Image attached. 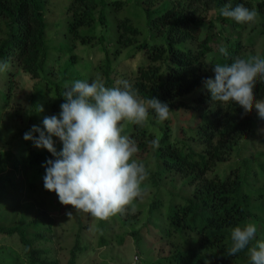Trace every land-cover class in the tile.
<instances>
[{"label": "trees", "instance_id": "16d2710c", "mask_svg": "<svg viewBox=\"0 0 264 264\" xmlns=\"http://www.w3.org/2000/svg\"><path fill=\"white\" fill-rule=\"evenodd\" d=\"M48 3L49 0H0V60H12L18 69L36 78L45 70L50 54ZM227 3L232 7L243 3L260 13L256 23L260 29L248 42H244L242 33L246 26L255 28L256 24L237 23L220 15ZM212 9L225 29L212 31V19L207 23ZM67 13L70 19L66 40L57 50L67 52L78 43L98 45L103 56L95 67L106 87H115L118 80L126 79L141 99L153 96L167 102L171 113H180L179 120L187 112V117L176 123L172 116L160 122L152 111L144 127L130 122L124 127L122 134L134 138L139 148L134 159L144 163L149 172L141 185L142 194L157 188L158 192L149 205L140 203L139 197L134 200L129 206L135 207L134 213L97 220L99 245L110 244V231L117 218L128 224L147 211L146 225L163 215L166 227L162 235L172 242L167 255L147 264H250L247 249L228 256L226 248L231 245L232 228L247 223H255L256 239L264 240V150L257 149L252 157L244 153L249 140L255 142L261 119L255 109L242 115L238 104L222 106L212 102L210 93L203 89V80L214 78L212 64H230L236 56H256L247 53V47L259 35L263 38L259 56L264 58V0H71ZM229 26L235 36L227 31ZM221 46L227 48L228 57L219 53ZM137 55L139 60L133 61L129 72L119 69V61L132 62ZM77 79L94 80L91 76ZM72 80L66 75L59 82L49 81L56 97L53 109L64 102V85H70ZM196 88L200 90L192 99L185 98ZM255 94L264 99V84L256 85ZM157 137L160 147L153 149L151 141ZM30 149L17 153L0 148V233L17 234L24 249L21 252L13 246H0V264H61L51 248L41 245L48 240L42 230L50 229L54 223L46 211L48 199L56 195L44 188L42 165L55 157L47 150ZM236 150H242L241 154L234 156ZM227 161L230 165L222 174L218 166ZM29 170L36 172L35 178L41 177L38 185L16 179V171ZM181 179L192 189L183 194L177 191L179 195L169 200L165 212L161 194L163 188L166 190L164 181L177 188ZM156 211L159 214L155 215ZM91 219L90 214L85 219L83 215L66 264H79L80 255L88 249L82 244L81 231L89 229ZM132 229L130 234L137 236L140 252L146 245L142 228ZM126 235L117 236L118 241L123 243Z\"/></svg>", "mask_w": 264, "mask_h": 264}, {"label": "clouds", "instance_id": "9594fccd", "mask_svg": "<svg viewBox=\"0 0 264 264\" xmlns=\"http://www.w3.org/2000/svg\"><path fill=\"white\" fill-rule=\"evenodd\" d=\"M220 15L237 23L256 24L260 13L243 3H230L220 9ZM219 53L228 57L221 46ZM10 65L0 60V73ZM213 77L203 80V89L211 101L220 105L238 104L246 115L256 110L264 119V99H258L255 87L264 84V58L236 56L229 63L211 65ZM115 87H106L99 80H75L65 84L64 102L58 114L45 116L43 128L32 125L23 138L38 149H46L55 159H47L43 176L44 188L55 192L62 205H71L76 213H87L97 220L107 221L117 214L134 213V200L142 194L141 185L149 178L142 162L134 159L139 152L137 142L122 134L127 123L144 127L150 112L156 119L167 121L172 109L157 97L141 99L138 90L128 80H118ZM42 105L37 112H43ZM38 134V135H34ZM53 137L62 143L55 147ZM153 149L160 147L159 137L151 141ZM72 216V212H67ZM257 225L247 223L231 230L228 256L247 249L250 264H264V240H257ZM254 242V243H253Z\"/></svg>", "mask_w": 264, "mask_h": 264}, {"label": "rangeland", "instance_id": "374dc122", "mask_svg": "<svg viewBox=\"0 0 264 264\" xmlns=\"http://www.w3.org/2000/svg\"><path fill=\"white\" fill-rule=\"evenodd\" d=\"M70 2L71 0H49L47 5V37L50 54L45 70L41 73V76L36 78L18 69L12 60L8 62L10 65L9 70L0 73V116H3L0 121V148L2 149H12L17 153H21L25 149L31 150L30 148L35 150H46L34 147L32 141L25 140L23 136L25 132L31 129L32 125H38L43 128V118L45 116L58 114L60 111V106L53 109L56 97L54 96V88L49 81L59 82L63 80L66 75L73 79L71 82L76 80L79 76H91L94 80L101 81L100 73L95 67L98 60L103 56L98 45H83L78 43L73 48L70 45L72 48L70 51L63 52L57 50L66 40L67 24L70 19L67 8ZM211 19L214 24L212 27L213 32L225 29L223 24L216 19L215 9L209 11L207 23L210 22ZM259 29V24H256L255 28L251 25L246 26L242 33L244 42H248L249 38ZM227 31L235 36V31L232 27L228 28ZM224 41L225 40H223L222 43H224ZM262 49L263 38L259 35L256 37L255 43L247 47V53L257 56L262 52ZM72 58H75V60H72ZM138 60L139 55L134 57L132 62L123 59L121 62L119 61V69L129 72L133 68L134 63ZM199 90L200 88H196L193 92L187 94L185 98L192 99L193 95ZM8 98L9 102L7 103ZM39 105L43 106V112H37ZM179 114L178 112H172L170 114V116L175 119L176 123L187 117L186 112L184 113V118L179 120ZM53 139L57 150H61V146L63 145L60 140L57 137H53ZM254 140L255 142L250 139L248 150L244 149L246 156H254L257 149L264 150V119L260 121ZM242 150L240 152L236 150L233 155H240ZM230 161L219 164L218 168L222 174L225 172V168L230 165ZM35 173L36 172L33 170L23 172L16 171V179H24L26 185L33 181L38 185L41 177L35 178ZM164 182L166 190L163 188L161 194L165 198V206L163 209L167 212L170 205L169 200L171 201L178 193H186L192 188L188 185H184L183 179H181L179 185H176L177 188L171 187L168 181ZM157 189L141 194L139 202L149 205L151 198L158 192ZM33 193L36 195V191H33ZM33 197L35 199L36 196ZM48 203L49 207H46V211L49 213L54 223L50 229L42 230L44 236L48 238V240H44L41 245L51 248L53 256L60 259L61 264H66L70 256V250L76 242V236L80 232V221L83 215L85 219L87 213H76L71 205H62L59 202L57 194L50 197ZM69 211L73 214L70 217L67 215ZM146 213L147 211L142 214L139 219H130L131 222L128 224L123 223L117 218L113 230L110 231L113 237L110 240V244L107 245H99L100 235L95 230L97 219L93 217L90 221L91 226L89 229L87 227L81 231L82 244H86L88 249L80 255L78 263L147 264L150 260L158 259L163 254L167 255L172 247V242L170 238L163 237L162 235L161 230L166 227V225L162 224L163 215L156 211L155 215L159 214V220H154L146 225ZM156 223L158 224L156 225ZM133 227L136 229L142 228L141 236L146 245L143 246L140 252L138 250L139 242L137 236L130 234L132 230H134L132 229ZM120 235H126V239L123 243L118 241L117 236ZM4 245L13 246L21 252L24 251L23 244L17 234L8 236L0 233V246ZM159 250L161 251L159 252Z\"/></svg>", "mask_w": 264, "mask_h": 264}]
</instances>
